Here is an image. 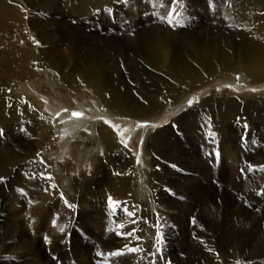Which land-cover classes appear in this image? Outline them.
<instances>
[{"label": "rangeland", "instance_id": "374dc122", "mask_svg": "<svg viewBox=\"0 0 264 264\" xmlns=\"http://www.w3.org/2000/svg\"><path fill=\"white\" fill-rule=\"evenodd\" d=\"M219 1L0 0L5 10L24 9L28 33L17 23L0 28L10 40L4 36L0 50V103L8 98L19 105L15 114L0 118V264H264V99L256 101L264 97V84L239 68L228 47L251 53L262 25L256 26V8L242 4L262 0H239L238 6L232 0L236 10L226 17ZM246 19L251 32L238 28ZM220 51L232 65L208 82V70L217 74L213 62L221 59ZM160 53L162 64L153 60ZM188 71L196 81L181 96L177 81ZM19 86L41 100L33 101L31 114L21 107L29 102L26 96L14 93ZM109 94H120L116 101L125 115L104 112L101 96ZM138 106L147 111L133 113ZM102 123L124 142V158L127 151L135 155L137 211L130 207V194L112 192L121 167L106 163L105 149L94 145L93 128ZM43 151V168L36 169L29 163ZM151 176L155 192L148 189L146 200L139 186ZM109 197L121 202L115 212ZM123 208L137 212L135 217ZM128 231L134 235H118ZM130 247L143 251L129 252ZM118 250L124 255H108Z\"/></svg>", "mask_w": 264, "mask_h": 264}, {"label": "bare ground", "instance_id": "6f19581e", "mask_svg": "<svg viewBox=\"0 0 264 264\" xmlns=\"http://www.w3.org/2000/svg\"><path fill=\"white\" fill-rule=\"evenodd\" d=\"M2 1V0H1ZM5 1V0H4ZM19 1V0H18ZM183 1V0H182ZM263 1V0H262ZM261 1V2H262ZM191 2V1H190ZM239 0H238V2L235 4V6H238L239 5ZM261 2H252V4L250 3V2H247V4L246 5H244V3H246V2H244L243 4H242V7H243V9H247L248 10V8H250V7H255L256 8V19H257V21H256V23H257V28L259 29V26L260 25H262V29H259V33L258 34H260L261 35V37L260 36H258L257 35V37L255 38V40L251 43V49H252V51H251V53H249V54H246V53H244L243 51H242V49H233L232 48V46L231 45H229L228 47L229 48H231L235 53H234V55L235 56H237L239 59L238 60H236V62H237V64H238V66H239V68H241V69H243V70H245L246 71V73H247V75L249 76H253L254 77V79H255V81L256 82H258V83H263L264 84V1L261 3ZM10 3V2H9ZM219 3L220 4H222V5H220V6H218V8H219V10H220V12H221V14L224 16V17H226L227 16V12H229V9H231L232 10V0H223V1H219ZM1 5V4H0ZM3 5V4H2ZM240 5H241V3H240ZM5 7V6H4ZM8 7V6H7ZM13 7V6H12ZM191 7V6H190ZM240 7V6H239ZM13 8H15V7H13ZM202 8H203V6H202ZM10 9V8H9ZM5 10V8H3V7H0V14H3V11H7L6 12V14H5V16H4V21H2V22H0V28H2L3 27V25L4 26H11V25H9V23H12L13 24V26H14V23H17L16 24V27H18L19 29H20V32L21 33H26L27 35H28V33H27V29H26V26H25V18L26 17H24L25 16V14H24V9L22 10L20 7H17L15 10H13L12 8V10L13 11H11V10ZM191 9H193V8H191ZM190 9V10H191ZM203 10V9H202ZM213 10H214V8H213ZM234 10H236V9H234ZM234 10H232V12H234ZM14 11H15V15L13 14L14 13ZM26 11V10H25ZM216 12H218L217 11V9H216ZM210 14H212V12L210 13ZM240 14H241V12H239V11H235V13H234V15H236L237 17H240ZM242 16H244V15H242ZM7 18H11L12 20H10L11 22H9V21H5V20H7ZM255 18V17H254ZM203 19V18H202ZM211 19V18H210ZM220 20V19H219ZM222 20V19H221ZM248 19H246L245 21H243V22H241V23H239V26H238V28L239 29H241V30H243V31H246V32H249L250 30H252L251 28H250V24H249V22L247 21ZM211 21H214V20H211ZM4 22H8V23H4ZM215 22H216V20H215ZM219 22V21H218ZM226 22V21H225ZM205 23H206V29H205V32L206 33H208V31L207 30H210V25L207 23V20L205 19ZM212 23V22H211ZM37 24V23H36ZM203 24V23H202ZM219 24H221V23H219ZM236 24V23H235ZM253 24V23H252ZM13 26H11V27H13ZM202 26V25H201ZM219 26V25H218ZM28 27V26H27ZM194 27V26H193ZM8 28V27H7ZM228 28V27H227ZM17 29V28H16ZM3 30V29H2ZM5 30H6V28H5ZM11 30V29H10ZM4 31V30H3ZM16 31V30H15ZM29 32V31H28ZM200 32V31H199ZM214 32L217 34V35H219L220 33H221V29H214ZM223 32H225V30L223 31ZM237 32V31H236ZM251 32V31H250ZM9 34H10V32H8ZM23 33V34H24ZM30 33V32H29ZM213 33V32H212ZM226 33V32H225ZM244 33V32H243ZM5 34V33H4ZM3 34V35H4ZM15 34V33H14ZM22 34V35H23ZM209 34V36H210V33H208ZM229 34V33H228ZM255 34V33H254ZM6 35V34H5ZM4 35V36H5ZM8 35V34H7ZM15 35H17V34H15ZM193 35V34H192ZM245 35V34H244ZM262 35H263V37H262ZM3 36V37H4ZM235 36V35H234ZM252 36V35H251ZM250 36V37H251ZM3 37L1 36V33H0V50H2V47H4V43H6V42H4L3 40ZM26 37V36H25ZM229 37V36H228ZM4 38H6V36L4 37ZM23 38V37H22ZM202 38V37H201ZM252 38V37H251ZM254 38V37H253ZM6 39H8V37L6 38ZM5 39V40H6ZM24 39V38H23ZM245 39V38H244ZM262 39V40H261ZM9 40V39H8ZM27 40H29V39H26V41ZM10 41V40H9ZM20 41V40H19ZM192 41V40H191ZM242 41V40H241ZM247 41V40H246ZM15 42V41H14ZM24 44L26 43V42H24V41H22ZM234 42V41H233ZM22 43V44H23ZM29 43V42H28ZM215 43V41L214 42H212L211 44H214ZM237 43V42H236ZM244 43H246V42H244ZM21 44V45H22ZM24 44H23V46H24ZM246 44H248V41H247V43ZM261 44V45H260ZM20 45V44H19ZM249 45H250V43H249ZM9 46V45H8ZM200 47V46H199ZM23 48V47H22ZM65 48H67V47H65ZM162 48V47H161ZM229 48H227L226 47V49H227V51H228V54H227V56L228 57H230L231 56V51H230V49ZM244 48V47H243ZM10 50H11V47L9 48ZM249 49H250V47H249ZM105 51V50H104ZM171 51V50H170ZM249 51V50H248ZM16 52V51H15ZM31 52V51H30ZM191 52H192V50H191ZM169 53V52H168ZM167 52H166V54H168ZM159 54V53H158ZM202 54V53H201ZM226 54V52L225 51H220V53H219V57L221 58V59H219V58H216V60L213 62L214 64H213V66H214V68L213 67H210V69L211 68H213V70H216L217 71V74H212L211 73V71L210 70H208L207 72H208V74H209V80H208V82H211L216 76L217 77H219V76H222V73H224V72H226L228 69H230V67H231V65H232V63L231 64H228L227 65V63H229L230 62V60L225 64V62H224V58L222 59V57L224 56ZM26 55V54H25ZM160 57H157V59L156 58H154L153 60L155 61V62H157L158 64H162L163 62H166V60H165V58H164V54L162 55V53H160ZM170 55V54H169ZM180 55V54H179ZM178 55V56H179ZM188 55V54H187ZM16 56V55H15ZM168 56V55H167ZM191 57V56H190ZM214 57V56H213ZM24 58V57H23ZM34 58V57H33ZM32 58V59H33ZM184 58V57H183ZM183 58L181 57V62H183L182 60H183ZM143 60V59H142ZM168 60V59H167ZM185 60V59H184ZM180 61V60H179ZM31 62V61H30ZM190 62V61H189ZM194 62V61H193ZM4 64V63H3ZM175 64V63H174ZM176 64H177V62H176ZM182 64V63H181ZM185 64V63H184ZM164 65H166V64H164ZM171 65V64H170ZM199 65H202L201 63L199 64ZM205 64H203V66H204ZM207 65V64H206ZM79 66H80V63H79ZM172 66V65H171ZM208 66V65H207ZM220 66V68H216V67H219ZM227 66V67H226ZM161 67H163V66H158V68L159 69H161ZM77 68V67H76ZM93 69V68H92ZM165 69H167V68H165ZM172 69H173V67H172ZM178 69V68H177ZM182 69V68H181ZM195 69V68H194ZM199 71H198V70ZM197 69H195V71L197 72V73H199V72H202L203 71V67L201 66L200 68H197ZM209 69V68H208ZM232 69V68H231ZM234 69V68H233ZM233 69L231 70V71H233ZM63 70V69H62ZM91 70V69H90ZM76 71V70H75ZM102 71V70H101ZM175 71V70H174ZM180 71V70H179ZM187 71V70H186ZM205 71V70H204ZM237 71H238V69H237ZM63 72V71H62ZM85 72H86V70H85ZM92 72V71H91ZM97 72V71H96ZM173 72V71H172ZM206 72V73H207ZM78 73V72H77ZM95 73V72H94ZM174 73V72H173ZM184 73V72H183ZM189 71L188 72H185L184 74H183V76L181 75V80L178 82L177 81V83L178 84H182L181 86H180V88H176V91L182 96V95H184L187 91H189V90H191L192 88H189V89H187L186 87H192V85L194 84V82L196 81V75L194 74V73H189ZM215 73V72H214ZM72 74V73H71ZM97 75H98V73H96ZM93 75V74H92ZM91 75V76H92ZM104 75V74H103ZM179 75V74H178ZM185 75H187V76H185ZM64 76V75H63ZM85 76V75H84ZM74 77V76H73ZM82 77V76H81ZM87 77V76H86ZM110 77V76H109ZM223 78V77H222ZM100 79H101V77H100ZM103 79V78H102ZM206 79V78H205ZM208 79V78H207ZM218 79V78H217ZM12 80V79H11ZM143 80V79H142ZM149 80V79H148ZM219 80H220V78H219ZM249 80V79H248ZM12 81H14V80H12ZM96 81H97V79H96ZM198 81V80H197ZM254 81V80H253ZM104 82H105V80H104ZM147 82V81H146ZM204 82V81H203ZM216 82V81H215ZM91 83H92V81H91ZM97 83V82H96ZM201 83V82H200ZM71 84V83H70ZM99 84V83H98ZM109 83L107 82V85H108ZM114 84V83H113ZM202 84V83H201ZM75 85V84H74ZM96 85V84H95ZM198 85V84H197ZM101 86H102V84H101ZM165 86V85H164ZM167 86V85H166ZM165 86V87H166ZM169 86V85H168ZM167 86V87H168ZM9 87H10V85H9ZM14 86H12V88H13ZM99 87V86H98ZM110 87V86H109ZM112 87V86H111ZM111 87H110V90H111ZM170 87V86H169ZM4 88V87H3ZM11 88V87H10ZM15 89V92L14 93H18V95L20 94V93H22L23 95H25L26 96V98L29 100V102H23L22 101V104H21V107L23 108V109H25V110H27V114H31V112H33V110L35 109V107H34V103H33V101L34 100H36V101H38L36 104H38V105H40L41 104V100L39 99V98H37L36 96H33L31 93H27V92H20V89H21V87L19 86V87H15L14 88ZM101 89V88H100ZM108 89V88H107ZM174 89V88H173ZM13 90V89H12ZM29 90V89H28ZM151 90V89H150ZM30 91V90H29ZM113 91V90H112ZM111 91V92H112ZM115 91H116V89H115ZM115 91H114V93H115ZM155 91V90H154ZM8 92V91H7ZM139 92V91H138ZM156 92V91H155ZM117 93H118V91H117ZM171 93V92H170ZM231 94V93H230ZM17 95V96H18ZM171 95V94H170ZM222 95V94H221ZM234 95V94H233ZM237 95V94H236ZM5 96V95H4ZM119 96H120V94H117V95H115V94H109V95H102L101 96V98H102V101H103V103H104V107H105V109H104V112H106L107 114H110V115H117V114H120V115H125V113H124V110H125V108H124V106L119 102V101H116L118 98H119ZM146 96V95H145ZM148 96V95H147ZM149 96H153V94L152 95H149ZM148 96V97H149ZM15 97H16V95H15ZM175 97V96H174ZM234 97V96H233ZM7 98V97H6ZM169 98V97H168ZM173 98V97H172ZM26 99V100H27ZM162 99V98H161ZM161 99H159V100H161ZM220 99V98H219ZM245 99V98H244ZM250 99V98H249ZM254 99V98H253ZM264 99V97H263V94L262 95H260L257 99H256V101H261V100H263ZM134 100V99H133ZM207 100V99H206ZM225 100V99H224ZM247 100V99H246ZM229 101L231 102V99L229 98ZM245 101V100H244ZM18 101H16V102H14V101H11L10 99H6L5 101H2L1 103H0V118H5V117H7L9 114H13L14 112L16 113L17 111H18V103H17ZM132 102H134V101H132ZM176 102V101H175ZM209 102V101H208ZM216 102V101H215ZM246 103V102H245ZM135 104H136V101L134 102V106H135ZM138 104H140V103H138ZM142 104V103H141ZM130 105H131V103H130ZM146 105V104H145ZM144 105V106H145ZM154 105V104H153ZM179 105V104H178ZM142 106V105H141ZM155 106V105H154ZM20 107V108H21ZM131 107V106H130ZM133 107V106H132ZM221 107V106H220ZM19 108V109H20ZM38 108V107H37ZM137 108V109H136ZM136 108H133V113H137L139 110H141L142 109V107H140V106H138V107H136ZM127 109V108H126ZM39 110V109H38ZM153 110V109H152ZM141 111H147V109H144L143 108V110H141ZM143 112H141V114H139L138 115V117H143L144 116V114H143ZM206 112V111H205ZM14 113V114H15ZM26 113V112H25ZM139 113V112H138ZM18 114V113H17ZM21 114V113H20ZM226 115V114H225ZM25 116V115H24ZM106 116H108V115H106ZM18 118V117H17ZM229 118V117H228ZM27 119V118H26ZM224 119V118H223ZM18 120V119H17ZM193 120V119H192ZM25 121V120H24ZM50 121V120H49ZM13 122V121H12ZM26 122V121H25ZM51 122V121H50ZM46 124H47V122H45ZM213 123H214V121H213ZM42 125V124H41ZM216 126V125H215ZM216 129V128H215ZM218 129V128H217ZM93 131H94V133H93V138H94V145H96V143H98L99 142V145H96L97 147H102V148H104L105 149V152H106V155H105V159H104V161L106 162V163H108V164H114V166L116 165L117 166V169L118 168H120L121 167V169H119V170H121V172H115V176H116V181H117V186H116V188H114L113 189V193H117L118 194V192H120V190H122L125 194H130L131 195V197H130V201H129V204H130V207H132V209L133 210H135V211H137V208H138V202H137V198H138V192L137 191H135V185H136V180L138 179V178H136V176H135V170H136V164H134V159H135V155L133 156L132 154H131V152H129V151H127L128 153L126 154V158H124L123 156H122V151H123V146H122V144L120 143V139L117 137V135L113 132V130L107 125V124H105V123H102L101 125H100V127L99 128H97V129H94L93 128ZM51 132V131H50ZM166 132V131H165ZM89 136V135H88ZM92 138V137H91ZM136 138V137H135ZM226 138V137H225ZM231 139V138H230ZM25 149H27V148H25ZM24 150V149H23ZM88 150H89V148H88ZM73 151H75V149L73 150ZM26 152H31L32 153V149H29V150H27ZM45 151H43L41 154H39L38 155V153L36 154V156H33L32 157V159H31V161H30V165H33V166H36V169H38V168H40V164H39V159H41L44 155H45ZM48 153V152H47ZM9 154V151L7 150V151H4L3 152V155H2V157H6L7 155ZM25 155V154H24ZM27 155V154H26ZM12 156V155H11ZM28 156V155H27ZM46 156V155H45ZM16 157V156H15ZM29 159H30V157H29ZM5 160V159H4ZM6 160H8V159H6ZM11 160V159H10ZM42 160V159H41ZM200 160V159H199ZM26 161V160H25ZM80 161V160H79ZM101 162V161H100ZM104 164V163H103ZM15 165V164H14ZM20 165V164H19ZM43 165V164H42ZM67 166V165H66ZM102 166V165H101ZM42 167V166H41ZM13 168H15V167H13ZM43 168V167H42ZM41 168V170H42V172H43V169ZM17 170V169H16ZM18 171V170H17ZM37 171V170H36ZM66 171V170H65ZM98 171H99V166L95 169V171L93 172V175H92V177H94V175H96L97 173H98ZM170 171V170H169ZM68 172V171H67ZM50 173V172H49ZM29 174V173H28ZM51 175V174H50ZM13 176V175H12ZM60 177V176H59ZM91 177V176H90ZM156 177V176H155ZM154 177V178H155ZM194 177V176H193ZM29 178V177H28ZM154 178H152V176H151V180L150 181H148L147 183H146V185H143V186H139V187H143V192L142 193H140L141 195H143V197L146 199V200H149L150 198H149V193H148V189H150L152 192H155V186L153 185V182H152V180L154 179ZM158 178V177H157ZM85 179V178H84ZM94 181V180H93ZM115 181V182H116ZM158 181V180H157ZM110 182H112V181H110ZM114 182V181H113ZM113 182H112V184H113ZM175 182V181H174ZM191 182V181H190ZM89 183H90V181H89ZM260 183V182H259ZM155 184V183H154ZM82 185V184H81ZM159 185V184H158ZM138 187V186H137ZM44 188H45V186H44ZM55 188V187H54ZM85 188V187H84ZM108 188V187H107ZM106 188V189H107ZM54 190V189H53ZM87 190V189H86ZM157 190V189H156ZM200 191V193L202 192L203 194H205V193H207L208 191H207V189H202V190H199ZM46 192V191H45ZM47 192H49V191H47ZM58 192V191H57ZM59 193V192H58ZM127 195V196H128ZM129 195V196H130ZM199 195V194H198ZM47 196V195H46ZM136 196H137V198H136ZM113 197V196H112ZM142 197V196H141ZM114 198V197H113ZM153 199V198H152ZM142 200V199H141ZM143 201V200H142ZM141 202V201H140ZM209 202H211V201H209ZM43 203V202H42ZM156 203V202H155ZM154 203V204H155ZM167 203V202H166ZM151 204V203H150ZM160 204V203H159ZM42 205V204H41ZM125 205V204H124ZM135 205H137V206H135ZM143 205V204H142ZM141 205V206H142ZM157 205H158V203H157ZM34 206V205H33ZM156 206V205H155ZM35 207V206H34ZM158 207V206H157ZM144 208H146V207H144ZM155 208V207H154ZM153 208V209H154ZM38 209H39V207H38ZM80 209V208H79ZM85 209V208H84ZM122 209V208H121ZM143 209V208H142ZM87 210V209H86ZM139 210V209H138ZM149 211H151V210H149L148 209V211H144V210H142V213L143 214H145V213H149ZM154 211V210H153ZM85 213H87V211L85 212ZM137 213V212H136ZM140 213V212H139ZM207 214V213H206ZM147 217H149L148 215H146ZM207 217V216H206ZM228 217V216H227ZM170 218V217H169ZM175 218V217H174ZM136 219V218H135ZM146 219V218H145ZM148 219H150V217L148 218ZM242 219V218H241ZM227 221H228V219H227ZM242 221V220H241ZM143 222V221H142ZM153 222V221H152ZM246 223V222H245ZM146 224V223H145ZM6 225V224H5ZM152 225V224H151ZM196 225H198V224H196ZM257 226H258V224H257ZM144 227V226H143ZM202 227V226H201ZM258 228V227H257ZM8 229V228H7ZM141 229V228H140ZM262 230V229H261ZM202 231V230H201ZM252 231H254V230H252ZM16 232H17V230H16ZM142 232V231H141ZM140 232V233H141ZM145 232V231H144ZM19 233H20V231H19ZM137 233H138V231H137ZM146 233V232H145ZM252 233V232H251ZM257 233V232H256ZM17 234V233H16ZM10 235V234H9ZM256 235H258V233L256 234ZM255 235V236H256ZM24 237V236H23ZM22 237V238H23ZM252 237V236H251ZM256 237H258V236H256ZM261 239H263V237H261ZM20 240V239H19ZM139 241V240H138ZM258 241V240H257ZM263 241V240H262ZM237 242V241H236ZM260 242H261V240H260ZM1 243V242H0ZM28 243H29V241H28ZM140 243V242H139ZM258 243H259V241H258ZM26 244H27V242H26ZM1 246H2V244H0ZM14 245V244H13ZM17 245H19V244H17ZM25 245V244H24ZM76 245V244H75ZM264 245V244H263ZM8 246V245H7ZM29 246V245H28ZM262 247V245H259V247ZM14 247V246H13ZM90 248V247H89ZM202 248V247H201ZM234 248V247H233ZM3 249V248H2ZM30 249V248H29ZM21 250V249H20ZM10 251V250H9ZM76 251V250H75ZM199 251V250H198ZM202 251V250H201ZM238 251V250H237ZM187 252V251H186ZM3 253H4V251H3ZM68 253V252H67ZM77 253V252H76ZM139 253V252H138ZM74 255H75V253H74ZM33 256V255H32ZM260 256V255H259ZM262 256H263V254H262ZM5 257V256H4ZM26 257V256H25ZM29 257V256H28ZM31 257V256H30ZM35 259V258H34ZM244 259V258H243ZM1 260V259H0ZM24 261V260H23ZM30 261H32V260H30ZM129 261V260H128ZM134 261V260H133ZM161 261V260H160ZM27 262V261H26ZM35 262V261H34ZM33 262V263H34ZM119 262V261H118ZM136 262V261H135ZM180 262V261H179ZM24 263V262H23ZM116 263V262H115ZM121 263H122V261H121ZM129 263H130V261H129ZM134 263V262H133ZM2 264V263H1ZM8 264V263H7ZM21 264V263H20ZM31 264V263H30ZM186 264V263H185ZM214 264V263H213Z\"/></svg>", "mask_w": 264, "mask_h": 264}, {"label": "snow or ice", "instance_id": "6c2138e0", "mask_svg": "<svg viewBox=\"0 0 264 264\" xmlns=\"http://www.w3.org/2000/svg\"><path fill=\"white\" fill-rule=\"evenodd\" d=\"M168 7L171 10V13H175L176 12V9L172 7L171 3L168 5ZM163 18L167 19L168 17L165 16ZM169 23H171V20L170 19H169ZM189 103L191 104L192 101H189ZM74 115L75 116H80L82 114L81 113H74ZM142 126H146V125H142ZM121 143H124V142L121 141ZM125 147H127L126 144H125ZM260 170L261 171H264V166H261ZM41 178H43V179H51V177H44L43 174H41ZM3 180H4V178L3 177H0V181H3ZM109 204L112 206L113 211L115 212L117 210V207L121 204V202L120 201L113 200L111 197H109ZM123 211L126 212V214L129 217H135V215H136L135 212L129 211L127 208H123ZM136 222H137L136 220H133L132 221V223H136ZM124 227H125V225L123 223L118 224V228L123 229ZM154 227L157 228V243L162 244L163 243V234L159 231V225H154ZM118 235L133 236L134 235V232H132V231H128L126 233L121 232V233H118ZM136 239L139 240L140 237L137 236ZM128 251L129 252H133V253H138V252L143 251V249L142 248H139V247H130V248H128ZM209 251H212V250L209 249ZM157 252H159V253L162 254L163 253V248L162 247L161 248H158L157 249ZM98 255H103V253H98ZM108 255L109 256H113V257L114 256H121V255H124V252L122 250H118V251H115V252H110ZM152 255H156V253H152ZM166 264H171V261H166Z\"/></svg>", "mask_w": 264, "mask_h": 264}]
</instances>
